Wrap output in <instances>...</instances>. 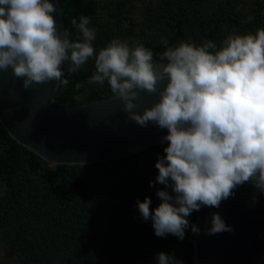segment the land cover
<instances>
[{
  "label": "clouds",
  "instance_id": "1",
  "mask_svg": "<svg viewBox=\"0 0 264 264\" xmlns=\"http://www.w3.org/2000/svg\"><path fill=\"white\" fill-rule=\"evenodd\" d=\"M56 10L50 0H0V71L11 68L25 90L50 81L67 86L61 66L70 62L75 73L93 60L90 84L107 82L137 125L167 130L161 138L167 147L155 163L158 175L149 182L164 186L156 191L161 202L155 209L149 197L136 202L157 237L170 234L182 241L189 228L199 235L187 217L201 207L219 208L245 184L264 195V28L231 33L219 46L213 40L199 46L181 41L156 64L139 41L114 38L97 52L87 16L71 21L80 37L70 39L67 29L61 36ZM141 91L158 92L159 100L139 113L134 101ZM256 202L253 193L251 203ZM210 225L209 236L234 231L218 213L211 214ZM155 260L179 264L163 252Z\"/></svg>",
  "mask_w": 264,
  "mask_h": 264
},
{
  "label": "trees",
  "instance_id": "2",
  "mask_svg": "<svg viewBox=\"0 0 264 264\" xmlns=\"http://www.w3.org/2000/svg\"><path fill=\"white\" fill-rule=\"evenodd\" d=\"M57 2L70 39L80 37L71 21L87 16L96 31L97 52L114 38L139 41L154 53L156 64L160 54L181 41L199 46L213 40L219 46L231 33L264 28V0H250L247 6L239 0ZM70 67L67 61L62 65L69 83L57 85L53 106L113 95L107 82H88L93 60L75 73ZM165 147L167 142L106 161L54 165L16 143L0 125V264H156L160 252L191 264V229L182 241L170 234L157 237L136 203L149 197L155 209L161 202L156 191L164 186L149 182L158 175L155 163ZM251 210L264 211V195L257 193ZM194 217L195 212L187 217L191 224ZM252 245L264 263V227L253 234Z\"/></svg>",
  "mask_w": 264,
  "mask_h": 264
},
{
  "label": "water",
  "instance_id": "3",
  "mask_svg": "<svg viewBox=\"0 0 264 264\" xmlns=\"http://www.w3.org/2000/svg\"><path fill=\"white\" fill-rule=\"evenodd\" d=\"M53 13L58 32L63 21L57 0ZM62 68V66H61ZM167 81L162 82L160 88ZM12 69L0 71V125L16 143L43 161L59 164H87L133 154L162 144L167 130L153 124L147 128L128 119L123 102L114 95L73 106L52 105L58 81L34 84L28 90ZM134 111L142 113L158 102L159 94L139 93ZM166 143V142H165ZM251 184L235 190V195L222 201L219 208L201 207L194 222L200 234H192L191 264H264L256 255L253 234L264 227V211L251 210ZM212 213H218L234 231L209 236Z\"/></svg>",
  "mask_w": 264,
  "mask_h": 264
},
{
  "label": "rangeland",
  "instance_id": "4",
  "mask_svg": "<svg viewBox=\"0 0 264 264\" xmlns=\"http://www.w3.org/2000/svg\"><path fill=\"white\" fill-rule=\"evenodd\" d=\"M98 2H101V3H104L106 0H97ZM140 1H145V0H140ZM240 3L243 5V6H247V4L249 3L250 0H239ZM135 11L136 9L133 10V14L135 15ZM99 12L101 14H103V11L101 9H99ZM0 258H1V250H0Z\"/></svg>",
  "mask_w": 264,
  "mask_h": 264
}]
</instances>
